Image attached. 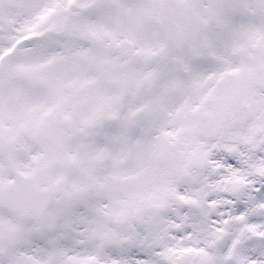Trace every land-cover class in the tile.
<instances>
[{
    "label": "snow or ice",
    "instance_id": "snow-or-ice-1",
    "mask_svg": "<svg viewBox=\"0 0 264 264\" xmlns=\"http://www.w3.org/2000/svg\"><path fill=\"white\" fill-rule=\"evenodd\" d=\"M0 264H264V0H0Z\"/></svg>",
    "mask_w": 264,
    "mask_h": 264
}]
</instances>
